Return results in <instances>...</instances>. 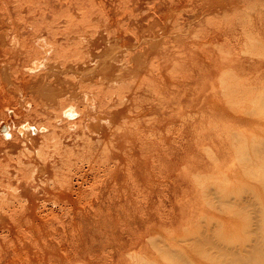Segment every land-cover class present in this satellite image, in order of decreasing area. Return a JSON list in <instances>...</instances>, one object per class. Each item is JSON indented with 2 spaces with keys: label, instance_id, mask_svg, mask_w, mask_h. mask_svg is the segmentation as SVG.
<instances>
[{
  "label": "bare ground",
  "instance_id": "6f19581e",
  "mask_svg": "<svg viewBox=\"0 0 264 264\" xmlns=\"http://www.w3.org/2000/svg\"><path fill=\"white\" fill-rule=\"evenodd\" d=\"M158 3L0 0V264H157L149 244L159 241L163 246L170 242L167 254L179 249L175 264L185 260L189 264L191 252L201 250V258L209 252L198 248L199 243L205 249L210 245V250L218 246L209 242L221 235L217 233L221 220L210 215L195 220L200 223L198 228L194 224L198 238L192 232L195 228L188 232L191 225L186 228L188 239L185 226L168 230L174 221L186 218L182 199L190 192L201 190L209 204V188H215L210 206L214 209L218 202V212L225 205L223 213L228 208L230 214L239 211L231 208L239 207L244 192L236 187L240 200L236 197L234 203L232 195L233 203L224 199L223 205V192L232 183L224 172L227 183L220 175L219 182L217 175L211 177L218 183H213L215 187L210 186L213 181H206L208 185L198 177L192 179L186 168L175 175L177 163L187 168L189 162L197 168L207 166L187 124L193 112L203 109L206 75L214 69V57L207 53L205 61L186 59L181 53L189 44L184 35L157 32ZM129 7L139 13L148 9L145 19H131ZM228 111L237 126L249 124L247 110ZM236 132L232 130V138L219 150L235 152L244 163L239 166L249 164L251 172L253 158L260 157L253 153V141L243 135L245 131ZM233 135L239 137V146ZM247 171L243 170L245 176ZM253 176L250 180L256 179ZM219 183L222 190L227 186L224 191ZM258 188L262 200L264 186ZM249 198L247 206L241 204L245 213ZM237 224L234 218L226 229L235 231ZM261 224L264 217L259 235L251 229L260 239L247 235L248 240L237 247L232 243V253L231 247L226 248L228 253L216 246L224 252L212 251L220 254L211 260L226 252L229 258L237 256V264L242 260L264 264ZM219 238L214 241L220 245ZM170 252L169 256L174 254ZM134 256L141 258L132 260ZM181 258L183 262L176 261Z\"/></svg>",
  "mask_w": 264,
  "mask_h": 264
},
{
  "label": "rangeland",
  "instance_id": "374dc122",
  "mask_svg": "<svg viewBox=\"0 0 264 264\" xmlns=\"http://www.w3.org/2000/svg\"><path fill=\"white\" fill-rule=\"evenodd\" d=\"M142 1L147 2V0H142ZM158 2L159 3L157 4V16H158L157 32H167V33L184 35L189 41V44L186 47H184V49L181 50V53L186 57V59L195 60L198 57L199 58L203 57L205 61V57L207 53L209 54L212 53L214 57L212 61L214 65V69L210 73H208V75H206L207 85H206V89L204 92V95H205L204 103H202L204 105L203 109L201 111H198V113L193 112L191 114L192 119L189 120L187 124V128H188L190 135L194 137V139L197 141L199 148L203 151V156L205 158L207 166L202 167V168H199V167L197 168V165L195 162H189L188 163L189 168H187L185 164H182L180 166L177 163L175 175H177L179 172L182 173L183 170L186 168L187 170L188 169L191 170L192 172V174L190 175L191 178L194 176L198 177L197 179L199 181L204 180L205 183H207L208 180L213 181L212 184H210L209 182L208 183L210 184V186L211 185L214 186L213 183L215 185H217L218 183L216 184L214 182L215 179L211 178L213 174L214 176L217 175L216 180H215L217 181V178L219 177V175L220 177H222L225 173L224 177H227V179L222 177L223 183H227L224 179H226L227 181L231 179L232 183L231 184L229 183L228 187L226 186V184H224L228 189L227 190L225 187L224 189H226V191H224V189L222 190L221 181H220L221 184L219 183L221 190L224 191L223 192L224 196L222 197L223 200H221L220 202L223 205L225 204L223 202H227L224 199L230 200L229 202L230 205L233 202L237 203L235 200L236 197L238 201L240 200L239 197H241L242 195L240 196L239 194L236 193L238 188H240V190L244 192L243 198H241L242 200L239 201V204H238L239 207H237L236 205H233L236 208H233V206L232 208L231 206L229 207L234 211L239 210V211H235L236 213L232 212L236 214L235 216V214H230L231 211H229L230 209L228 208L226 210L229 211V214L228 215L226 214L227 212L226 210H225L226 212L224 211L223 213L222 210H224L225 207H228L225 205H224L225 207L223 205H222L223 207H220V209L221 208L223 209H221V213H219L218 212V208H219L218 202L217 204L215 203L218 206V208L217 206H215L214 209H212L214 205H212V207L210 205H211L212 200L216 199V197H214V195L216 196V194L212 193L215 191V188L213 189L209 188V192L212 191L210 192V194L212 193L213 195V197L210 194L207 196L208 200L212 198L209 204H208L209 201L207 202V199L201 190L199 191V189H197L195 191H192L187 196L183 197L182 199L183 203L185 204V212L187 215L186 218L184 220L182 218L177 219L176 221L172 223L171 227L168 228V230H171V229L177 230L185 226L184 235L186 238L187 236H189L188 232L191 231V229L193 228L195 229H193L194 231L192 232H194L195 234L197 233L199 234L197 225L200 223L197 224L198 222L197 217L204 216V219H205L207 215H210L212 216V218L214 217L215 219L216 218L218 219L215 221L219 222V220H221L222 227H221V223L219 222L220 228H218L219 229L218 231L220 230L221 231L217 233L220 234L222 232L221 235L224 238L225 237L226 238L223 239L221 235H217L218 238L219 236L221 237L219 238V240L223 241L220 244L221 246L219 245L220 242L219 243L215 242V241H218V238L216 236L211 238V240H213V242L211 241L213 244L211 242L209 243L211 244V246L213 245V247L215 245L214 243L218 244V246L215 245V247L217 246L221 248V250L222 249L225 250L226 248L231 247L229 248L231 251L233 247L232 246L233 242H234L233 243L234 247H237L235 246L236 243L240 245L241 243L245 242L246 239L248 240L247 235H249L248 237L255 238L254 235L256 234L259 235L260 233H262L260 232L261 229L259 231L258 229L260 227L261 219L263 222L264 206H261V205H264V203L262 202L261 204L260 202L258 203V201L260 200L258 197V189H259L258 186H262V185L264 186V182L262 181L264 179L263 178L264 177L263 176L264 175V64L259 63V61L264 60V0H158ZM147 11L144 10L139 13L133 7H129L127 9V13L130 15L131 19H136L137 21H142L143 19H145L147 15ZM228 28H230L231 30ZM171 79L175 81L173 76L171 77ZM217 95H219V99H217ZM228 108H234L237 112L247 110L248 118L250 119L249 124L243 127L237 126L236 120L234 119L232 121V117L229 116L230 112L228 111ZM178 113L183 114L184 112L180 110ZM232 130L237 131V132L245 131V134L243 135H246L248 138L252 139L253 141V144H254L253 145L254 149H252L253 153L259 156L260 158H257V157L253 158L252 166H251L253 168V171L251 172H250L249 164L248 166L246 165L244 166L242 164H241L242 166H239L240 161L241 163H243L242 158H238L236 156L237 154L235 155V152L233 153V155L232 154L230 155L228 154V152H225L226 154H222L224 152H221V150H219L221 143L223 141L228 140V138L231 136L230 133L232 132ZM234 135L236 134L234 133ZM234 135H233V138L234 137L235 138L233 140L235 141L236 144H238L240 141L237 143L236 140H239L237 139L239 137L234 136ZM244 142L247 143L248 141L246 140V141H243V143ZM237 147H236V151H238ZM239 150L241 152V149ZM246 151L248 153V150L246 148L244 149V151L242 150V152L244 153ZM244 153L242 154V157L247 156V153L245 154ZM243 161L246 162L247 159ZM234 165L235 167H233ZM243 167L249 171V172L247 171L248 174L254 172L252 173V175H249V176L254 175L256 179L250 180V177L247 176L246 172H245L246 173V176H245V174L243 173V170L245 169ZM220 170H221L220 174H217ZM211 172H212V175H211ZM235 173L239 175L235 176ZM257 176L259 178L262 177V179H260V182H256L257 179L259 180ZM220 177L218 178L217 182L221 180ZM253 177L251 178L253 179ZM234 178H236V181ZM238 179L239 180L241 179L240 181H245V183L239 182ZM200 182L203 183L202 181ZM247 183H250V184H247ZM241 184L242 185L244 184L246 187H244V185L241 186ZM251 184L253 185L252 188L255 187L254 190H251L252 188L249 189ZM208 185H207V189H208ZM199 186L201 185L199 184ZM247 186L249 187L247 188ZM232 187L234 189H232ZM236 187H238L237 190H235ZM242 187L247 188V191L246 190L244 191ZM231 189L233 190V192L231 191ZM227 191H229L228 193H232V194H229L230 199L227 196L228 195ZM239 191L238 193H241V191L240 192ZM255 192L257 193V197L255 194L256 198L254 197ZM251 194L253 198H249V197H252L250 196ZM218 195L220 197L222 196V193L220 194L218 193ZM232 195L233 196L235 195V196L233 197ZM209 196L211 197L209 198ZM226 196L227 198H224ZM231 197L234 198V199L232 198L233 202H231L232 201ZM246 198H249L251 200V201L249 200L250 204H248L249 213L248 212L245 213L246 208L244 206H243L244 207V212H243L242 210L243 207L241 206V204L243 203H244L243 205L247 206L246 203L248 201H246ZM214 200H213V203L215 202ZM215 208H217V210H215ZM251 209L253 210L251 211ZM237 213L239 216H237ZM245 214L246 215L251 214L250 216L252 217L250 216L245 217L246 216ZM243 216L247 219L246 220L243 219L244 218ZM255 216L257 217V220L255 219ZM248 217H250V220ZM234 218H236L238 222L236 226L237 229L235 228L236 232L233 230V228L226 229L227 226L231 225ZM251 218H253L254 220ZM207 219H209L208 216L206 220ZM195 220H197V222ZM213 220H210L212 221L211 223H214ZM248 221H251V223ZM202 223L205 224V222H202ZM194 224H196L197 228L194 227ZM246 224H248V226ZM190 225L192 226V228L188 230L189 229L188 227H191ZM246 226L248 227L247 234L244 233L246 232L245 231ZM261 226H264V224H261ZM241 227L242 229H244V231H242ZM165 228L166 227H162V229H165ZM186 228L188 232H186L187 231ZM196 229L198 231H196ZM251 229L252 231L257 230L256 234H254L255 231L253 233ZM257 232H259V234ZM223 233H225V235H223ZM263 233H264V229H263ZM198 234L194 236L190 233L191 236H194L196 238L199 237ZM244 234L246 236H244ZM262 235H261V238H263ZM196 238L191 237L189 239L195 240ZM227 240L231 244L230 243L228 244ZM189 241H192V240H189ZM169 243L168 244L166 243L167 244L166 246H163V244L160 243V241L157 242L153 246L149 244L150 246L149 252L155 253L152 257L154 260H156L155 263L173 264L175 257L177 253L179 252L177 250L179 249L176 247V249L169 250L171 251L170 253H174L173 255L170 254L169 256V251H168V254L165 252V249L168 250L169 248ZM224 243L225 244L227 243L226 247ZM180 244L181 243H178V245ZM222 244L224 245L225 248L222 247ZM199 245H201V243H199ZM199 245L197 247L198 248L201 247V249H203L202 250L203 252L209 251L207 253L208 255L206 254L205 256L202 254L204 257L201 258V255L199 256V254L202 252L199 249H198L199 251L198 250L197 251L200 253L191 252V256H188L191 261H189L187 258V260L189 261V264H193L194 262H195L194 264H200L199 261H202V264L204 263L205 264H213V263L218 264V262L220 261L224 262V263L220 262L221 264H230L233 261L234 263L232 264H237V258H236L237 256L235 257L233 255L234 256L233 261L229 263L228 258L230 257L231 254H229V257H228L226 252H225L226 254L225 253L221 254L223 258L221 255H218L220 258L219 257L217 258V256L216 258L214 257L215 260L217 259L216 261L219 260L218 262H216L215 260H211L213 259V256L220 254L219 252H224V251H220V249L215 248V247L214 249H218V250H214V249L210 250L209 248L210 245L208 246L206 244L207 249H209L207 250L205 249V246L204 248H202V246H199ZM141 246L143 245L140 244L137 247V249L138 250L142 249ZM197 247L194 249V251H196ZM229 249H226L228 253H229L228 251ZM174 250L177 252H173ZM212 251H215V252L219 251V252L217 254L215 253L214 255H212L213 253L210 254ZM230 253H232V251ZM209 254L211 255L210 259H208ZM224 256H225V259H224ZM177 257H180V256H177ZM254 257H257V256H254ZM139 258H141V256H134L132 260H137ZM231 258H229V261ZM182 260L183 259L181 258V260L177 259L176 261L183 262L184 260L183 261ZM244 261L246 262V260ZM184 262L188 264L186 260ZM245 262H243L242 260V263L241 262L240 263L245 264ZM249 263L246 262V264H249Z\"/></svg>",
  "mask_w": 264,
  "mask_h": 264
}]
</instances>
